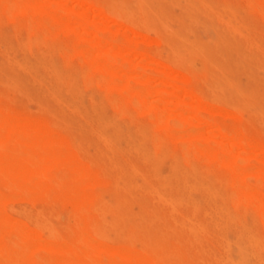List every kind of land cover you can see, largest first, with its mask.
<instances>
[{
  "label": "rangeland",
  "instance_id": "1",
  "mask_svg": "<svg viewBox=\"0 0 264 264\" xmlns=\"http://www.w3.org/2000/svg\"><path fill=\"white\" fill-rule=\"evenodd\" d=\"M193 1L0 0V264H264V0Z\"/></svg>",
  "mask_w": 264,
  "mask_h": 264
},
{
  "label": "bare ground",
  "instance_id": "2",
  "mask_svg": "<svg viewBox=\"0 0 264 264\" xmlns=\"http://www.w3.org/2000/svg\"><path fill=\"white\" fill-rule=\"evenodd\" d=\"M192 1H193V0H192ZM195 1H196V2H197V1L200 2V4L203 6V8H205L206 11H208V12L211 11V9L213 8L212 2H211L210 0H195ZM80 2H81V1H80ZM143 2H144V1H143ZM190 2H191V1H190ZM193 2H194V1H193ZM8 3L10 4L9 0H8ZM27 3H28V2H27ZM27 3H26V4H27ZM35 3H36V2H35ZM37 3L39 4V2H37ZM184 3H185V2H184ZM29 4H30V3H29ZM186 4H187V3H186ZM197 4H198V3H197ZM32 5L34 6V4H32ZM39 5H40V4H39ZM39 5H37V8H36L37 10H39ZM195 7H196V4H195ZM195 7H194V8H195ZM199 7H200V5H199ZM9 8H10V7H9ZM31 8H32V7H31ZM43 8H44V7H43ZM127 9H128V8H127ZM129 10H130V9H129ZM200 10H201V9H200ZM213 10H214V9H213ZM127 11H128V10H127ZM198 11H199V9H198ZM198 11H196V12H198ZM23 12H24V11H23ZM38 12H39V11H38ZM151 12H152V10H151ZM44 13H45V10H44ZM141 13H143V11H142ZM152 13H153V12H152ZM128 15L131 16V14H128ZM53 16H54V15H53ZM54 17H55V16H54ZM220 17H221V16H220ZM72 18H73V17H72ZM56 19H57V16H56ZM62 19H63V18H62ZM195 19H196V18H195ZM58 20H59V17H58ZM84 20H86V18H85ZM197 20H198V19H197ZM221 20H223V19H221ZM224 20H225V19H224ZM76 21H77V20H76ZM86 21H87V20H86ZM79 23H80V22H79ZM85 23H86V22H85ZM176 24H177V23H176ZM222 29H223V28H222ZM176 30H177V29H176ZM237 30H238V28L235 27V28H233L232 31H233V32H238L239 34H241V33L239 32V30H238V31H237ZM175 32H176V31H175ZM231 34H232V33H231ZM229 35H230V34H229ZM229 35H228L227 38H225L224 40H222V44H223V46H224L225 48H227V49H229L230 51H232V49H233V50L236 49L237 46H238L239 44L234 42V39H233V35H234V33H233L232 36H231L232 38L229 37ZM96 39H97V38H96ZM174 39H175V38H174ZM94 42H95V40H94ZM96 43H97V42H96ZM32 44H33V43H32ZM172 44H173V43H172ZM236 44H237V45H236ZM210 45H212V44H210ZM215 45H216V44H215ZM36 46H37V45H36ZM169 46H170V45H169ZM208 47H209V46H208ZM240 47L242 48L241 45H240ZM246 47H247V45H246ZM79 48H81V47H79ZM241 48H240V49H241ZM17 49H18V47H17ZM28 49H29V48H28ZM242 49H243V48H242ZM258 49H259V48H258ZM81 50H82V48H81ZM81 50H80V51H81ZM246 50H247V48H246ZM10 51H11V50H10ZM36 51H37V50H35V52H36ZM241 51H242V50H241ZM40 52H41V51H40ZM82 52H83V51H82ZM199 52H200V51H199ZM233 52H234V51H233ZM235 52H236V51H235ZM243 52H244V51H243ZM179 53H180V52H179ZM231 53H232V52H231ZM36 54H37V53H36ZM48 54H49V53H48ZM219 54H220V53H219ZM221 54H222V53H221ZM237 54H238V53H237ZM239 55H241V54H239ZM239 55H238V56H239ZM221 56H222V55H221ZM230 56H231V55H230ZM0 57H1V56H0ZM180 57H181V56H180ZM203 57H204V56H201V59H202L203 61H205V59H204ZM235 57H236V56H235ZM84 58H85V57H84ZM205 58H206V57H205ZM226 58H227V57H226ZM38 59H39V58H38ZM228 59H229V58H228ZM240 59H241V57H240ZM236 61H238V58H237ZM9 62H10V61H9ZM41 62H42V61H41ZM46 62H47V61H46ZM240 62H241V61H240ZM12 63H13V62H12ZM235 63H236V62H235ZM237 63H238V62H237ZM237 63H236V64H237ZM7 64H8V63H7ZM248 64H249V63H248ZM14 65H15V64H14ZM61 66H62V65H61ZM61 66H60V67H61ZM17 68H19V67H17ZM214 68H215V67H214ZM2 69H3V68H2ZM101 70H102V68H101ZM3 71H4V70H3ZM25 71H26V70H25ZM43 71H44V70H43ZM47 71H48V70H47ZM103 71H104V70H103ZM229 71H230V70H229ZM26 72H27V71H26ZM248 72H249V71H248ZM45 73H47V72H45ZM51 73H52V72H51ZM69 73H70V71H69ZM249 73H250V72H249ZM40 74H41V73H40ZM77 74H79V72H78ZM211 74H212V73H211ZM25 76H26V75H25ZM66 76H67L66 79L68 80V76H69V74H68V75L66 74ZM209 76H210V75H209ZM55 77H56V75H55ZM2 78H3V77H2ZM12 78H13V77L11 76V79H12ZM9 80H10V79H9ZM11 82H12V81H11ZM76 82H77V81H75V84H76ZM56 83H57V82H56ZM78 83H79V82H78ZM7 84H8V82H7ZM7 86H8V85H7ZM80 88H81V87H80ZM48 91H49V90H48ZM77 91H78V90H77ZM79 91H80V89H79ZM75 93L77 94V92H75ZM256 93H257V92H256ZM15 94H16V93H15ZM82 97H83V96H82ZM252 97H253V96H252ZM254 97H256V96H254ZM52 100H53V99H52ZM54 101H55V100H54ZM141 101H142V99H141ZM194 101H195V100H194ZM55 102H56V101H55ZM78 102H79V99H78ZM82 102H83V101H82ZM142 102H143V101H142ZM198 102H199V100H198ZM196 103H197V102H196ZM91 104H92V103H91ZM201 104H202V103H201ZM98 105H99V104H98ZM89 106H90V105H89ZM196 106H197V105H196ZM203 106H204V105H203ZM203 106H202V108H203ZM87 107H88V106H87ZM200 107H201V106H200ZM204 107L206 108V106H204ZM207 108L209 109V107H207ZM85 109H86V106H85ZM89 109H91V108H89ZM198 109H199V108H198ZM92 110H93V109H92ZM209 110L211 111V108H210ZM209 110H208V111H209ZM89 112H90V111H89ZM92 112H93V111H92ZM228 115H229V114H228ZM80 116H81V115H80ZM160 116H161V115H160ZM160 116H159V117H160ZM149 117H150V116H149ZM161 117H162V116H161ZM161 117H160V119H161ZM95 118H96V117H95ZM97 118H98V117H97ZM111 118H112V117H111ZM115 118H116V116H115ZM117 118H118V117H117ZM157 118H158V116H157ZM157 118H156V119H157ZM101 119H102V118H101ZM158 119H159V118H158ZM160 119H159V121H160L159 123L161 124V120H160ZM79 120H80V119H79ZM114 122H115V121H114ZM114 122H113V123H114ZM157 122H158V121H157ZM36 123H37V122H36ZM36 123H35V124H36ZM113 123H112V124H113ZM117 123H118V122H117ZM17 124H18V123H17ZM65 124H66V123H65ZM27 125H28V124H27ZM68 125H70V124L68 123ZM102 125H103V124H102ZM104 125H105V124H104ZM109 125H110V124H109ZM109 125H108V126H109ZM158 125H159V124H158ZM21 126H23V125H21ZM106 126H107V125H106ZM165 126H166V124H165ZM13 127H14V126H13ZM68 127H70V126H68ZM117 127H118V124H117ZM34 129H35V128H34ZM58 129H59V128H58ZM110 129H112V128H110ZM119 130H120V128H119ZM43 131H44V130H43ZM41 132H42V131H41ZM121 132H122V131H121ZM114 133H116V132H114ZM122 134H123V133H122ZM122 134H121V135H122ZM124 134L127 136L126 133H124ZM124 134H123V135H124ZM11 135H12V134H11ZM116 135H117V134H116ZM121 135L119 134V136H121ZM143 136H144V135H143ZM7 137H8V136H7ZM45 137H46V134H45ZM117 137H118V135H117ZM127 137H128V136H127ZM43 138H44V137H43ZM102 138H103V137H102ZM119 138H120V137H119ZM121 138H123V137L121 136ZM128 138H129V137H128ZM133 138H134V137H133ZM142 138H143V137H142ZM145 138H146V137H145ZM145 138H144V139H145ZM8 139H9V138H8ZM10 139H11V138H10ZM123 139H125V138H123ZM129 139H130V138H129ZM121 140H122V139H121ZM137 140H138V138H137ZM58 141H59V140H58ZM142 141L144 142V140H142ZM138 142H139V141H138ZM241 142H242V141H241ZM243 142H244V141H243ZM36 143H37V142H36ZM32 144H33V143H32ZM133 145H136V144H133ZM133 145H130V146H133ZM139 145H140V144H139ZM26 146H27V145H26ZM0 147H2V146H0ZM140 147H141V146H140ZM204 147H205V146H204ZM205 149H206V148H205ZM205 149H204V150H205ZM57 151H58V149H57ZM129 151H130V148L128 147V151H127V153H128ZM130 152H131V151H130ZM148 152H150V151L148 150ZM152 153H153V152H152ZM208 153H209V151H208ZM20 154H21V153H20ZM144 154H145V153H144ZM153 154L157 156V154H155V153H153ZM212 154H213V151H212ZM67 155H68V154H67ZM141 155H142V154H140V157H141ZM9 156H10V155H9ZM226 157H227V156H225V158H224L225 162H226V159H228V158H226ZM11 158H12V157H11ZM155 159H156V158H155ZM152 160H154V157H153ZM228 160H230V159H228ZM220 161H221V160H220ZM229 162H230V164H231V160L228 161V163H229ZM10 163H11V162H10ZM185 163H186V162H185ZM232 163H233V160H232ZM4 164H5V163H4ZM188 164H189V163L187 162L186 165H188ZM223 164H224V163H223ZM196 166H197V165H196ZM236 166H237V165L234 163V166H233V167H236ZM181 167L183 168V165H182V164H181L180 168H178V169H181ZM228 167H229V165H228ZM14 168H15V167H14ZM237 168H238V167H237ZM26 169H28V168H25V170H26ZM130 169H131V167H130ZM228 169H229V168H228ZM242 169H243V168H242ZM181 170L183 171V169H181ZM234 170H235V169H234ZM238 170H239V169H238ZM238 170H237V173L239 172ZM129 172H131V171H129ZM178 172H180V171H178ZM193 172H194V171H193ZM193 172H192V173H193ZM240 172H241V171H240ZM148 173H149V172H148ZM198 173H199V171H198ZM231 173H233V171H232ZM234 173H236V172H234ZM241 173H242V172H241ZM241 173H240V174H241ZM181 174L184 175L183 172H182ZM186 174H187V170H186ZM186 174H185V175H186ZM193 174H194V173H193ZM243 174H244V172H243ZM150 175H151V174H150ZM150 175H148V176H150ZM178 175H179V173H178ZM236 175H237V174H236ZM238 175H239V174H238ZM34 176H35V175H34ZM128 176H129V175H128ZM132 176H133V175H132ZM201 176H202V175H201ZM35 177H36V176H35ZM193 177H194V176H193ZM237 177H238V176H237ZM239 177H241V178L243 179L242 174H241V176H239ZM239 177H238V178H239ZM176 178H179V177H176ZM241 178H240V179H241ZM127 179H128V178H127ZM193 179H194V178H193ZM238 180H239V179H238ZM178 181H180V180L178 179ZM183 181H184V179H183ZM201 181H202V180H201ZM236 181H237V178H236ZM179 183H180V182H179ZM183 183H184V182H183ZM201 184H202V183H201ZM201 184H200V185H201ZM43 186H44V185H43ZM180 186H181V184H180ZM180 186H179V187H180ZM184 186H185V189H186V185H185V183H184ZM201 186H203V185H201ZM160 187H161V186H160ZM128 188H129V187H127V189H128ZM138 188H139V187H138ZM163 188H164V187H163ZM163 188H162L161 190H163ZM203 188H204V186H203ZM203 188H202V189H203ZM213 188H214V187H213ZM139 189H140V188H139ZM206 189H207V187H206ZM129 190H130V189H129ZM161 190H160V191H161ZM182 190H183V189L181 188V191H182ZM204 190H205V189H204ZM204 190H203V192H204ZM207 190H208V189H207ZM185 191H187V190H185ZM245 191H246V190H245ZM156 193H157V192H156ZM160 193H162V191H161ZM250 193H251V192H250ZM123 194H124V193H123ZM181 194H182V192H181ZM183 194H185V192H184ZM183 194H182V195H183ZM208 194H209V193H208ZM254 194H255V193H254ZM257 194H258V193H257ZM155 195H156V194H155ZM226 195H227V193H225V191H224V196H226ZM228 195H229V194H228ZM164 196H165V195H164ZM164 196L161 197V195H160L159 198H162V199H163ZM17 197H18V196H17ZM205 197H209V195H208V196H205ZM226 197L228 198V196H226ZM258 197H259V196H258ZM262 197H263V195H262ZM15 198H16V197H15ZM148 198H149V197H148ZM218 198H220V197H218ZM259 198H260V197H259ZM225 199H226V198H225ZM163 200H165V199H163ZM167 200H168V199H167ZM228 200H230V199H228ZM263 200H264V199H263ZM105 201H106V200H105ZM122 201L124 202L123 199H122ZM153 201H154V200H153ZM160 201H161V200H160ZM165 201H166V200H165ZM226 201H227V199H226ZM231 201H232V198H231ZM125 202H126V203H124V204H127V201H125ZM158 202H159V201H158ZM224 202H225V201H224ZM233 202H234V201H233ZM106 203H107V202H106ZM129 203H130V202H129ZM168 203H169V202H168ZM225 203H226V202H225ZM227 203H228V201H227ZM230 203L232 204V202H230ZM257 203H260V202H257ZM262 203H264V202H262ZM163 204H164V203H163ZM118 205H119V204H118ZM170 206H171V205H170ZM170 206H169V207H170ZM220 206H221V205H220ZM119 207H120V205H119ZM220 208L222 209L223 206L220 207ZM171 209H172V208H171ZM223 209H224V208H223ZM223 209H222V210H223ZM10 210H11V209H10ZM121 210H122V209H121V207H120V209H118L117 211L112 212V216H113V218L119 216ZM216 210H217V209H216ZM227 210H228V209H227ZM96 211H97V210H96ZM211 211H212V209H211ZM151 212H152V211H151ZM221 212H222V211H221ZM221 212H220V213H221ZM225 212H226V211H225ZM149 213H150V212H149ZM223 213H224V212H223ZM1 214H2V213H1ZM213 214H214V213H213ZM227 215H228V214H227ZM127 216H128V215H127ZM221 216H222V215H221ZM1 217H2V216H1ZM1 217H0V218H1ZM154 217H155V216H154ZM159 218H160V216H159ZM218 218H219V217H218ZM134 219H135V218H134ZM150 219H152V218H150ZM150 219H149V220H150ZM219 219H220V218H219ZM224 219H225V221H227L226 218H224ZM13 220H15V219H13ZM149 220H148V221H149ZM186 220H187V219H186ZM222 220H223V217H222ZM148 221H147V222H148ZM151 221H152V220H151ZM225 221H223V222H225ZM235 221H236V220H235ZM263 221H264V220H263ZM20 222H21V221H20ZM127 222H128V221H127ZM157 222H158V221H157ZM183 222H184V221H183ZM189 222H191V221H189ZM59 223H60V222H59ZM175 223H176V222H175ZM230 223H231V222H230ZM10 224H11V222H10ZM13 224H14V223H13ZM21 224H22V223H21ZM21 224H20V225H21ZM148 224H149V223H148ZM225 224L227 225V223H225ZM233 224H235V223H233ZM140 225H141V223H140ZM173 225H174V222H173ZM189 225H190V224H189ZM24 226H25V225H24ZM143 226H144V225H143ZM149 226H150V225H149ZM177 226H178V225H177ZM242 226H243V225H242ZM245 226H246V225H245ZM174 227H175V226H174ZM197 227H198V226H197ZM225 227H227V226H225ZM235 227H236V226H235ZM246 227H247V226H246ZM21 228H22V226H21ZM26 228H27V227H26ZM199 228H200V227H199ZM24 229H25V228H24ZM24 229H22V232H23V233H25V232H24V231H25ZM27 229H28V228H27ZM233 229H234V228H233ZM237 229H238V226H237ZM248 229H249V228H248ZM23 230H24V231H23ZM220 230H221V229H220ZM235 230H236V229H235ZM235 230H234V231H235ZM28 231H30V233L32 234L34 230L29 229ZM28 231H27V232H28ZM214 231H215V228H214ZM245 231H246V230H245ZM198 232H201V231L198 230ZM235 232H237V231H235ZM251 232H252V231H251ZM28 233H29V232H28ZM30 233H29V234H30ZM34 233H36V232L34 231ZM50 233H51L52 236H54V232H52V231L50 230ZM163 233H164V231H163ZM201 233H202V232H201ZM209 233H210V232H209ZM213 233H214V232H213ZM25 234H26V233H25ZM146 234H147V233H145V235H146ZM197 234H198V233H197V231H196V234H195V235H197ZM235 234H239V232H238V233H235ZM248 234H250V233H248ZM191 235H192V234H191ZM31 236H32V235H31ZM119 236H120V233H119ZM146 236H147V235H146ZM146 236H143V237H146ZM203 236H204V235H203ZM203 236H202V237H203ZM213 236H214V235H213ZM215 236H216V235H215ZM233 236H234V235H233ZM26 237H27V236H26ZM87 237H88L89 240L91 239V237H90V238H89V236H87ZM147 237H148V236H147ZM147 237H146V240H148V238H149V237H148V238H147ZM198 237H199V234H198L197 238H198ZM204 237H205V236H204ZM235 237H236V236H235ZM239 237H240V236H239ZM242 237H243V236H242ZM255 237H256V236H255ZM18 238H19V237H18ZM127 238H128V237H127ZM127 238H126V239H127ZM161 238H162V237H161ZM169 238H170V237H169ZM169 238H168V239H169ZM199 238H200V237H199ZM219 238H220V237H219ZM227 238H228V236H227ZM26 239H27V238H26ZM93 239H94V238H93ZM93 239H92V241H93ZM143 239H144V238H143ZM143 239H142V240H143ZM248 239H249V238H248ZM94 240H95V239H94ZM142 240H141V241H142ZM188 240H190V239H188ZM207 240H208V239H207ZM222 240H223V239H222ZM168 241H169V240H168ZM190 241H191V240H190ZM213 241H214V238H213ZM215 241H216V239H215ZM220 241H221V240H220ZM226 241H227V240H226ZM232 241H233V240H232ZM249 241H251V243H252V241H255V239L253 238V236H252V238H250ZM37 242H38V241H37ZM98 242H100V241H97V242H96L97 245H98ZM158 242H159V241H158ZM194 242H197V239L194 240ZM207 242H208V241H207ZM217 242H218V241H217ZM259 242H260V241L257 242V240H256V243H257V244H258ZM41 243H42V242H41ZM44 243H45V242H44ZM52 243H53V242H52ZM92 243H93V242H92ZM145 243H146V241H145ZM220 243H221V242H220ZM230 243H231V242H230ZM39 244H40V243H39ZM49 244H51V243H49ZM80 244H81V243H80ZM90 244H91V243H90ZM93 244L95 245V243H93ZM146 244H147V243H146ZM197 244H198V242H197ZM211 244H212V242L210 243L209 248H210ZM217 244H218V243H217ZM232 244H233V243H232ZM248 244H249V243H248ZM248 244H247V245H248ZM33 245H34V244H33ZM44 245H45V244H44ZM44 245H43V247H45ZM47 245H48V243H47ZM47 245H46V247H47ZM61 245H63L64 247L67 248V246H65L64 244H61ZM193 245H194V244H193ZM215 245H216V243H215ZM218 245H219V244H218ZM222 245H223V244H221V246H222ZM262 245H263V244H262ZM52 246H55V245H52ZM58 246H59V245H58ZM104 246H106V245H104ZM146 246H147V245H146ZM198 246H199V244H198ZM219 246H220V245H219ZM225 246H227V245H225ZM225 246L223 245V250H224V247H225ZM233 246H234V245H233ZM237 246H238V245H237ZM244 246H245V245H244ZM252 246H254V244H252ZM50 247H51V246H50ZM100 247L103 248V245H100V246H99V250H100ZM191 247H192V246H191ZM193 247H195V246H193ZM245 247H246V246H245ZM245 247H244V249H246ZM52 248H53V247H52ZM55 248H56V247H55ZM94 248H95V247H94ZM102 248H101V249H102ZM173 248H174V246H173ZM252 248H253V247H251V249H252ZM256 248H257V247H255L254 249H256ZM258 248H259V247H258ZM67 249H69V248H67ZM178 249H179V248H178ZM186 249H187V248H186ZM196 249H197V248H196ZM215 249H216V248H215ZM215 249H214V250H215ZM218 249H219V247H218ZM218 249H217V250H218ZM220 249H221V248H220ZM244 249H243V250H244ZM262 249H263V247H262ZM64 250H66V249H64ZM102 250H103V249H102ZM114 250H115V249H114ZM123 250H124V249H123ZM170 250H171V249H170ZM170 250H169V251H170ZM202 250H203V249H202ZM221 250H222V249H221ZM121 251H122V250H121ZM121 251H120V253H121ZM178 251L180 252V249H179ZM194 251H195V250H194ZM199 251H200V250H199ZM203 251H204V253H207V252H208V251L205 252V250H203ZM209 251H210V250H209ZM224 251H225V250H224ZM250 251H251V250H250ZM29 252H30V251H29ZM186 252H187V251H186ZM258 252H259V250H258ZM26 253H27V252H26ZM26 253H25V254H26ZM145 253H146L147 255H150V254H149L148 252H146V251H145ZM170 253H172V252L170 251ZM208 253H209V252H208ZM218 253H219V252H218ZM260 253H261V252H260ZM122 254H123V252H122ZM133 254H134V253H133ZM185 254H186V253H185ZM256 254H257V253H256ZM89 255H90V254H89ZM125 255H126V253H125ZM129 255H130V254H128V256H129ZM134 255H135V254H134ZM186 255H188V252H187ZM201 255H202V254H201ZM260 255H261V254H260ZM23 256H24V254H23ZM25 256H26V255H25ZM128 256H127V257H128ZM150 256H151V255H150ZM177 256H178V255H177ZM203 257H205V256H203ZM23 258H24V257H23ZM161 258H162V257H161ZM209 258H210V256H209ZM262 258H263V257H262ZM72 259H73V258H72ZM254 259H255V258H254ZM110 260H111V259H110ZM193 260H194V259H193ZM205 260H206V259H204V261H205ZM209 260H210V259H209ZM250 260H251V259H250ZM256 260H257V259H256ZM57 261H58V260H57ZM83 261H84V260H83ZM189 261H190V260H189ZM84 262H86V261H84ZM115 262H116V261H115ZM132 262H133V261H132ZM190 262H191V261H190ZM207 262H211V261H206V262H204V263L207 264ZM220 262H221V260H220ZM258 262H260V261H258ZM195 263H196V261H195ZM230 263H231V262H230ZM230 263H229V264H230ZM4 264H7V263H4ZM19 264H20V263H19ZM24 264H25V263H24ZM134 264H136V263H134ZM184 264H185V263H184ZM196 264H197V263H196ZM198 264H199V261H198ZM211 264H212V263H211ZM220 264H221V263H220Z\"/></svg>",
  "mask_w": 264,
  "mask_h": 264
}]
</instances>
